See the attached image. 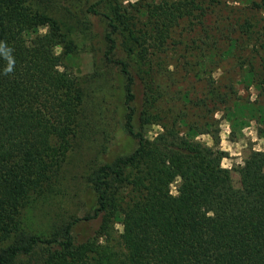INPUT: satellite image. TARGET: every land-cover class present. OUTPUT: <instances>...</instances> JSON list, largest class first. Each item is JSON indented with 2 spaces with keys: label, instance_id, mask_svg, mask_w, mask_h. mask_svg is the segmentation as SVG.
<instances>
[{
  "label": "trees",
  "instance_id": "obj_1",
  "mask_svg": "<svg viewBox=\"0 0 264 264\" xmlns=\"http://www.w3.org/2000/svg\"><path fill=\"white\" fill-rule=\"evenodd\" d=\"M31 1L0 0V240L14 236L0 248V264H264V173L253 170L247 188L231 184L221 172L226 153L216 146V134L189 121L183 108L162 123L160 133L148 137L144 127L163 120L154 111L162 96L158 71L149 69L147 77L138 76L137 81L124 59L113 61L126 77L124 125L137 146L99 165L91 175L97 200L92 214L75 217L47 236L21 229V199L67 154L82 103V92L70 74L50 76L60 26L34 10ZM102 1L89 10L99 14ZM202 4L149 2L136 51L147 44L152 49L145 52L148 58L165 53L173 26L180 18L204 15ZM106 18L111 27L106 34L109 57L118 46L120 25L114 17ZM48 25L50 33L39 32ZM251 27L249 23L245 30L250 35ZM210 36L203 38L205 45ZM237 40L231 39L227 52L235 49ZM195 43L186 37L184 50L192 54L200 48ZM9 57L11 72L6 71ZM141 94L146 95L142 101ZM218 97L225 101L227 93L219 91ZM182 98L192 101L186 91ZM183 121L186 132L179 128ZM204 133L211 134L215 146L196 139ZM178 179L177 194L172 195L170 186ZM117 215L122 217L120 235L115 231ZM94 221L98 225L87 236L75 234L81 223Z\"/></svg>",
  "mask_w": 264,
  "mask_h": 264
},
{
  "label": "rangeland",
  "instance_id": "obj_2",
  "mask_svg": "<svg viewBox=\"0 0 264 264\" xmlns=\"http://www.w3.org/2000/svg\"><path fill=\"white\" fill-rule=\"evenodd\" d=\"M96 1L30 2L34 10L60 26L52 47L50 76L63 71L70 74L82 92V103L67 154L21 199L19 221L26 233L51 235L75 217L92 214L97 200L91 175L99 165L127 155L137 146V139L124 125L126 77L113 60L129 62L137 81L146 78L149 69L158 71L156 83L162 96L154 111L163 120L144 127L148 137L160 133L162 123L183 108L189 121L216 134L217 143L209 133L198 134L196 139L210 146L216 143L225 151L221 172L231 184L247 188L253 170L264 173V0H202L205 14L180 18L165 45L167 51L149 56L153 63L145 55L152 49L145 44L140 46L142 51H136L134 44L143 33L148 3L162 0H103L97 6L100 13L94 14L89 7ZM106 15L120 25L118 46L109 57L106 34L111 27ZM249 23L251 35L245 31ZM51 30L50 25L39 28L42 34ZM208 34L211 41L205 45L203 38ZM186 37L196 41L195 47L200 46L192 54L183 48ZM232 38L238 39L237 45L227 52ZM185 91L192 99L189 103L185 102L189 98H182ZM219 91L227 93L225 101L218 97ZM145 96L141 94L140 100ZM147 96L151 97L150 91ZM179 128L182 132L188 129L184 121ZM179 181L171 184L172 195L177 194ZM97 225L83 222L75 234L85 237ZM115 231L117 235L123 231L121 215L115 218ZM13 239L11 235L0 240V248Z\"/></svg>",
  "mask_w": 264,
  "mask_h": 264
},
{
  "label": "clouds",
  "instance_id": "obj_3",
  "mask_svg": "<svg viewBox=\"0 0 264 264\" xmlns=\"http://www.w3.org/2000/svg\"><path fill=\"white\" fill-rule=\"evenodd\" d=\"M7 56V55H6ZM7 72H11L12 71V60L11 58L9 57V65H8V68L6 69Z\"/></svg>",
  "mask_w": 264,
  "mask_h": 264
}]
</instances>
